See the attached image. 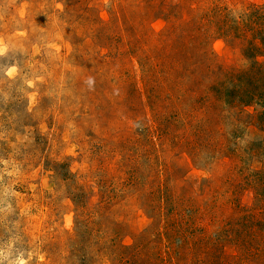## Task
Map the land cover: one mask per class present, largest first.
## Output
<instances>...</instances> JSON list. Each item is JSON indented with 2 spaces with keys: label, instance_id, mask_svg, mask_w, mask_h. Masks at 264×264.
Returning a JSON list of instances; mask_svg holds the SVG:
<instances>
[{
  "label": "rangeland",
  "instance_id": "obj_1",
  "mask_svg": "<svg viewBox=\"0 0 264 264\" xmlns=\"http://www.w3.org/2000/svg\"><path fill=\"white\" fill-rule=\"evenodd\" d=\"M0 259L264 264V0H0Z\"/></svg>",
  "mask_w": 264,
  "mask_h": 264
},
{
  "label": "clouds",
  "instance_id": "obj_2",
  "mask_svg": "<svg viewBox=\"0 0 264 264\" xmlns=\"http://www.w3.org/2000/svg\"><path fill=\"white\" fill-rule=\"evenodd\" d=\"M244 11L243 9H236V10H232L230 12V15L232 16L233 19L239 21L240 17H241V14H243ZM240 142V141H238ZM242 143V146H243V142ZM0 264H3V259H0ZM15 264H27V262L23 259H18L17 261H15Z\"/></svg>",
  "mask_w": 264,
  "mask_h": 264
}]
</instances>
